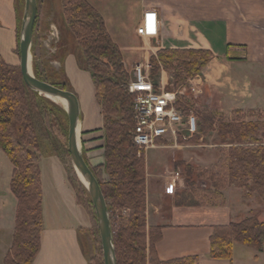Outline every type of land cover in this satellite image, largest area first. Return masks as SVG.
<instances>
[{
	"label": "trees",
	"instance_id": "1",
	"mask_svg": "<svg viewBox=\"0 0 264 264\" xmlns=\"http://www.w3.org/2000/svg\"><path fill=\"white\" fill-rule=\"evenodd\" d=\"M59 2L64 23L84 56L86 72L94 87V99L102 116L103 162L99 167L106 178L95 168L90 170L107 205L116 264H197V256L167 262L158 259L155 244L161 238V229L146 226L145 167L144 161L137 158V147L131 138L135 126L133 97L127 90L129 76L123 69L122 55L107 33L102 18L86 0ZM18 38L19 30L17 44ZM156 57L157 60H150L155 87L158 63L173 67L176 62L174 67L179 75L191 76L208 64L211 53L192 49L163 50ZM32 72L36 79L68 90L67 82L57 85L50 77H39L33 62ZM175 106L182 109L184 117L190 115L189 109L178 101ZM64 120L63 107L28 89L19 67L7 65L0 56V150L13 167L10 191L17 201L13 241L4 264H32L39 251L43 225L39 162L46 152L41 146L43 142L53 141L52 128H61L65 137ZM210 133H215V144L223 146L225 153L220 170L209 173L213 187L244 190L246 198L255 196L264 205V122H217L212 125L199 119L198 134L185 142H198ZM51 153L61 156L56 149ZM66 154L68 156L67 151ZM67 172L77 204L86 211L87 208L93 211L85 188L73 171ZM114 210H127L129 214L127 217L118 215L116 222ZM235 244L264 251V219L249 216L213 227L207 257L231 261ZM101 260L95 264H103Z\"/></svg>",
	"mask_w": 264,
	"mask_h": 264
},
{
	"label": "crops",
	"instance_id": "2",
	"mask_svg": "<svg viewBox=\"0 0 264 264\" xmlns=\"http://www.w3.org/2000/svg\"><path fill=\"white\" fill-rule=\"evenodd\" d=\"M86 1L102 18L127 68L148 63L156 44L169 49L184 46L210 51L213 57L204 71L220 66L217 79L232 83V87H223H228L227 91L216 89L215 109L223 114L237 110L264 114V0ZM147 9L157 12L160 32L152 44L154 50L144 51L136 29ZM16 51L14 0H0V56L7 65L18 66ZM62 69L79 103L82 155L89 168H98L103 162V121L94 99L93 84L88 73L76 69L72 56L63 60ZM226 70L236 75L231 78ZM165 75L160 72L162 86ZM158 149L174 152L175 147L162 144ZM39 167L43 225L39 251L32 264H88L80 242L87 211L76 202L67 168L58 158L43 155ZM170 170L171 164L164 171L170 173ZM12 171L11 163L0 150V264H4L11 248L15 228L17 201L10 191ZM145 171L146 177H151L147 165ZM147 183L146 226L161 229V238L155 244L160 261L197 256V264H264V253L238 244L233 247L231 261L207 257L212 228L246 218H239L241 213L231 209L227 200L217 207L182 210L177 200L174 202V189L166 184ZM247 213L248 217L250 210Z\"/></svg>",
	"mask_w": 264,
	"mask_h": 264
},
{
	"label": "rangeland",
	"instance_id": "3",
	"mask_svg": "<svg viewBox=\"0 0 264 264\" xmlns=\"http://www.w3.org/2000/svg\"><path fill=\"white\" fill-rule=\"evenodd\" d=\"M20 1L18 2V0H14V10L17 11V35L19 30L18 27L20 28V25L18 26V15H20L21 21L24 6V0ZM140 39L141 46L144 48V51L149 49L154 50L152 44L157 38ZM155 49V53L150 56L149 62L151 58L157 60L156 56L159 51L189 50L191 48L183 46L169 49L162 48L161 45L156 44ZM16 54L19 58V52L16 51ZM31 56L32 62L37 68V75L39 77L42 79L50 77L57 85L67 82V91L70 92L71 88L69 87L68 81L62 69L63 60L68 56H72L74 58L76 69L78 71L86 72L84 56L78 48L68 27L64 23L59 0H37V16L33 31V48ZM212 57L213 54L211 53L210 61L212 60ZM176 65V62L173 63V67H168L162 62L157 64L159 68V73L156 78L157 86L160 83V72H165L166 75L163 77L162 82L163 86L160 88H163L164 91L175 92L177 94V101L182 106L188 108L190 115L195 117L197 134L199 119H203L212 125H215L217 122H264V114L241 110L223 114L215 109V107H218V93L216 92V89L221 87V90L225 89L224 91H227L226 89L228 87H232L230 80L220 81V79H217L222 67H209L204 71L207 66L206 65L200 72L187 76L186 74L179 75L178 70L174 67ZM133 66L127 68L123 65V69L129 76V79L132 76ZM226 71L227 74L230 73L229 77L231 78L232 75H236L233 74L234 71ZM206 74L208 75L205 77ZM225 85L228 87L223 88ZM206 89L208 90L207 93L205 92ZM201 92H203V94H201ZM177 110L182 114V109L177 108ZM183 120V126L180 128L181 133L179 137H177L176 142H174L169 136L163 137L160 140L161 145L164 144L175 147L174 152L166 149L153 148L141 153L140 159L144 161L145 168L147 165L148 171L151 174V177H146L145 171V188L148 181L156 186L158 184H166L167 187L174 189V202L177 200L176 204L178 206H182V210L195 211L199 210V207L201 206L217 207L219 205L226 204L225 200H227L231 209H235L241 213V217L239 218H247L246 214H248L247 212L250 210L249 216H255L258 220H263L264 205L255 196L246 198L244 190H239L234 187L226 186L222 189H216L213 187V181L210 180L209 173L212 171L218 172L220 170L221 162L225 158V153L223 151L224 147L215 144L217 141L215 133H210L198 142L186 143L185 140L182 139L181 134L183 136H188L189 133L187 132V127L185 126L186 117L183 116ZM63 127L66 129L65 137L62 135L63 132H60L61 128L59 127H56V129L52 128L50 130L53 141L51 143L49 142L51 145L48 142H43L41 146L42 151L46 152L42 155L48 158L50 156L58 158L61 162H63L67 171L71 172L73 171V168L69 155L67 156L66 154L68 131L67 117L63 122ZM180 140L183 142L181 143ZM55 149L62 157L51 153ZM169 164H171V170L170 173H167L164 170ZM95 169L99 172L100 176L106 178V174L103 172L102 167H96ZM178 172L179 174L177 175ZM228 188H230V190ZM121 211L122 210H114V221L117 222L118 215L122 216ZM128 214L123 215L122 217H127ZM86 218L87 222L85 224V229H83L80 233V242L82 244L87 263L95 264V262L102 259V252L96 220L92 209L87 208ZM259 253H264V251H260ZM101 261L103 262V259Z\"/></svg>",
	"mask_w": 264,
	"mask_h": 264
},
{
	"label": "water",
	"instance_id": "4",
	"mask_svg": "<svg viewBox=\"0 0 264 264\" xmlns=\"http://www.w3.org/2000/svg\"><path fill=\"white\" fill-rule=\"evenodd\" d=\"M37 16L36 0H24L19 29V71L26 87L39 95L55 98L62 103L68 121L67 152L73 171L89 195L98 229L103 264H116L111 224L107 205L99 184L84 161L80 146V108L76 96L67 90L58 89L36 79L32 72L31 49L33 29ZM48 99V98H47Z\"/></svg>",
	"mask_w": 264,
	"mask_h": 264
},
{
	"label": "built area",
	"instance_id": "5",
	"mask_svg": "<svg viewBox=\"0 0 264 264\" xmlns=\"http://www.w3.org/2000/svg\"><path fill=\"white\" fill-rule=\"evenodd\" d=\"M159 29L157 12L147 9L136 29V35L139 38L156 39L159 36ZM151 70L150 62L134 65L132 76L127 83L128 93L133 97L132 111L135 120L131 138L137 147L139 158L142 152L162 146L159 141L163 137L169 136L176 142L184 122L182 114L175 106L177 94L164 91L160 88L162 87L160 83L155 87ZM185 123L189 134L188 136L181 134L183 140L197 134L196 119L193 115L186 117ZM126 214H128L127 210L121 211L122 216Z\"/></svg>",
	"mask_w": 264,
	"mask_h": 264
},
{
	"label": "bare ground",
	"instance_id": "6",
	"mask_svg": "<svg viewBox=\"0 0 264 264\" xmlns=\"http://www.w3.org/2000/svg\"><path fill=\"white\" fill-rule=\"evenodd\" d=\"M46 98H48L50 101L54 102L55 104L62 105L61 101L55 98H52V97H46Z\"/></svg>",
	"mask_w": 264,
	"mask_h": 264
}]
</instances>
